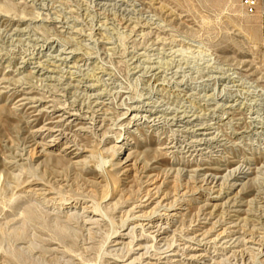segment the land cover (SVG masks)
Wrapping results in <instances>:
<instances>
[{
	"label": "rangeland",
	"instance_id": "rangeland-1",
	"mask_svg": "<svg viewBox=\"0 0 264 264\" xmlns=\"http://www.w3.org/2000/svg\"><path fill=\"white\" fill-rule=\"evenodd\" d=\"M160 1L176 19H158L139 0H0V264H128L139 251L112 245L143 210L179 216L160 249L142 236L150 255L175 247L184 258L183 244L200 239L208 257L193 264H264V39L261 27L255 40L246 31L259 17L239 0ZM47 45L76 49L82 61L51 81L24 77L22 58ZM157 64L161 81L140 68ZM91 83L96 90L86 89ZM25 93L31 99L19 101ZM140 94L194 111L222 145L186 153L189 135L171 122L125 127L123 113ZM58 106L83 119L59 122ZM69 140L84 150L77 164L63 151ZM239 167L249 179L225 203L202 176Z\"/></svg>",
	"mask_w": 264,
	"mask_h": 264
},
{
	"label": "bare ground",
	"instance_id": "bare-ground-1",
	"mask_svg": "<svg viewBox=\"0 0 264 264\" xmlns=\"http://www.w3.org/2000/svg\"><path fill=\"white\" fill-rule=\"evenodd\" d=\"M95 1L97 2V5H100V7H101L102 5L106 4L105 1H107V0H95ZM139 1H141L142 5L149 8L151 11H153L158 16V19L163 20L164 22L169 23L176 16V14L173 12V10L170 7H168L166 4L161 2L160 0H139ZM103 8H104V6H103ZM155 18H157V17H155ZM174 19H176V18H174ZM259 25L256 22H249L248 23V25L246 27V31L248 32L251 39L255 40L257 38L259 31H260ZM139 27L145 28V27H147V25L145 23V25H140ZM155 28L158 29L157 27H155ZM22 29H18L17 31L21 32V31H23ZM151 29L149 30V32L150 31L152 32ZM76 30H77V28H76ZM74 31H75V29H74ZM162 34H163V32H162ZM158 36L160 38H158ZM158 36H157V38H158L157 43L160 45L161 43H163V40H166V38L160 36V34H158ZM172 40L176 41V40H174V38ZM163 45H165V42L163 43ZM54 52L55 53L57 52V53L55 54ZM36 55L28 56V58H26V57L22 58L23 61L21 64H23V66H21L20 69L22 70L21 73L26 72V75L24 77H28L31 75H38L39 77H41L45 81H51L53 79V77L50 76L49 74L56 72L57 70H60L61 66L65 65V67L69 69L66 72L68 73V75H70L73 72L71 70L74 68H77L79 66L78 65L79 62L82 61L81 55L76 49H71L69 51H67L66 49L57 50L56 47H53V46L48 47V45L45 47L43 46L42 50ZM149 60L146 59V61L151 64V62ZM157 63L159 64V62H157ZM154 66H146L145 65L144 67H140V68H143V70H147V69L153 70L154 73L152 74V76L154 78L158 79L159 81H161V78H160L161 77V69H162L161 67H163V66L162 65H158L157 67H156V65H154ZM70 77L72 78V75ZM227 78L233 82H236L235 77H229L228 76ZM98 79H99L98 77H93V79L91 78V81L94 80V82H95ZM99 80H98V82H99ZM163 80L164 79H162V82H160L159 85H164ZM23 86H25V85H23ZM85 87H86V89L93 91V90H96V87H98V85H97V83H91V84L86 85ZM21 88H24V87H21ZM24 89H26V88H24ZM99 94H101V93H99ZM26 95H27V93L24 94V96H26ZM143 95L140 94L136 98H133V101H138L139 103H137L136 105H128L126 107L127 111L125 113H123V117H125L127 114H129V116L127 117L128 120L126 121L125 127L133 128L134 126H136V129H140L141 128L140 126L147 125V124H152L151 127H154V126H158L159 123H162L163 121L168 122V123L171 122V126H177L178 128L180 127L179 128L180 130L177 129V131H184V132L188 133V135H189V138L187 137V141L186 140L183 141V144L185 142V145L183 147L180 146V148L182 147L183 149L187 150L186 153H189L190 151H191V153H193L197 150H198V152L199 151L201 152L205 149L212 147L213 144H220L223 141V140L219 141V139H217L214 136L209 137V136L213 135V132H212V130L214 129L213 125L205 123V122H203V120H200V116L196 115L194 111L193 112L191 110L188 111L187 109H185V110L183 109V111H178V110L174 111L173 108L172 109L169 107L167 108L166 106H165L166 108H163V106L161 104H159L158 102L155 101L153 96H151V95L143 96ZM29 99H31V98L26 96V97H23L19 101L23 102V101L29 100ZM232 106L233 105L229 104L226 106V108L230 109V108H232ZM48 108H50V107H48ZM56 112H62V114H59L56 117V118H60L59 122H62L65 119V120L69 121V124H70V122L73 123L79 118L83 119L82 116H80V114H79L80 109H76V107L75 108L59 107L56 109ZM72 117H75L76 119L72 120L71 119ZM129 130L130 129H128V131ZM116 141L121 142L122 140L120 138H118ZM69 142H72V141L69 140V141L65 142L64 147H63V151L66 152L67 150H70V154H72V156H71L72 159L70 158V159H68V161L71 164H75V163L77 164L80 162V159H78V158L80 155H82L84 150H82L79 147L78 143H74V145L78 146V147L72 149V146L69 145ZM171 143H174V142L172 141ZM177 144H178V142H175L174 145L170 146V148L176 147ZM220 145H222V144H220ZM201 146H203V147L206 146V148L205 147L202 148ZM115 148H117L118 151H121L123 149L122 145L116 146ZM76 150H82V152H78ZM130 156L131 155L129 154L128 157H130ZM177 171H178V169H177ZM226 172L227 173L224 175H220V173L215 172V171H213L211 173L208 172V173H204L202 177H203V181L205 182V184L211 185V187H210L211 191H213V189H215V187H219V190H217V193L219 195L218 197H221L223 193H226L227 194V196H226L227 200H226V202L225 201L224 202L229 203V201L231 199V197H229V195L234 194V191L238 187H241L240 188V190H241L243 188V186L246 185L247 181H245V180L249 179L250 172H249V170L246 171L243 168L241 169V167L234 168V169L226 171ZM224 183H227V189L230 190L229 193L222 192L224 189L222 187ZM163 199H165V196H164V198H162V200ZM199 199H201V198H199ZM159 202L160 201H158V203ZM152 203H153V201L150 202L149 204L142 205L140 207H148ZM158 203H156V205ZM99 209H100V207L95 205L93 215L91 217H89L90 221L94 220V217L97 215V212ZM181 210H184V208L183 209L181 208ZM147 213L148 212H144V210H143L140 215L133 214L132 218L130 220L136 221V224L133 225V227H130L131 230L129 233L123 234V235L119 234V236H118L119 238L116 239L112 245L114 248H117V247H124L125 244L128 243L129 248H130V250H129L130 253L132 251L134 253L135 252L134 250L139 251L137 253L138 256L133 257L128 264H193L194 262H196L199 259H203V261H204V259L206 257H208L206 251L204 253V250L201 248V244H200L201 240L200 239L198 240L199 242H197L195 244H192V242L190 244H187V242H185L183 244L182 251L184 250L185 252H183V254H186V256L184 258L180 257L179 251L181 248L176 249L175 247H174V249L171 248L172 250L168 251V253L160 252L157 254L150 255L149 249L146 245L147 244L146 238H142V236L146 235V236L151 237V240H153V244H150V245H153L151 247L156 248V246L158 245V247L160 249V246L162 244H166L169 242L170 237H171V233L173 232L172 226L174 223V218L179 217V216H178V213L165 214L166 215L165 217H170L171 219L173 218V221H172V220H170V218L168 219V218H162V217L160 219H156L152 216L146 218L145 215ZM137 229L140 230V232L138 230L139 235L137 234ZM200 230H202V229H199V231ZM224 232H225V230H224ZM130 234L133 235L132 239H130L129 242H126L124 239L130 238L131 237ZM223 234H224L223 231H221L217 235V237H220ZM201 235L202 234H199L198 236H201ZM138 237H139V239H138ZM135 241H137L136 242L137 244L134 245Z\"/></svg>",
	"mask_w": 264,
	"mask_h": 264
},
{
	"label": "built area",
	"instance_id": "built-area-1",
	"mask_svg": "<svg viewBox=\"0 0 264 264\" xmlns=\"http://www.w3.org/2000/svg\"><path fill=\"white\" fill-rule=\"evenodd\" d=\"M245 13L250 16H258L261 34L264 39V0H239Z\"/></svg>",
	"mask_w": 264,
	"mask_h": 264
}]
</instances>
